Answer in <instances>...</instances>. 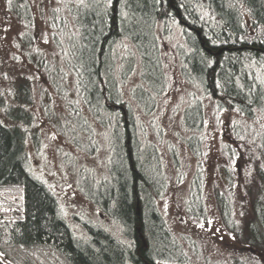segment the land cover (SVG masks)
Wrapping results in <instances>:
<instances>
[{"label":"trees","instance_id":"16d2710c","mask_svg":"<svg viewBox=\"0 0 264 264\" xmlns=\"http://www.w3.org/2000/svg\"><path fill=\"white\" fill-rule=\"evenodd\" d=\"M72 7L70 4L72 34L59 21L55 29L69 38L70 69L83 104L102 128L112 126L115 141L108 177L99 184L87 180L80 191L122 230L123 239L87 222L82 224L85 236L77 235L55 196L31 175L27 144L34 119L25 104L28 87L21 85L13 93L20 103H7L6 95L0 101L4 116L0 120V264H186L184 249L158 210L166 190L158 160L143 156L133 113L125 107L114 82L110 52L126 39L136 48L143 87L133 96L144 92L155 104L151 95L160 96L163 89L159 85L164 82V48L157 33L180 23V13L184 23L201 32L207 48L214 53L228 49L218 58L209 55L195 32L180 23L188 51L178 53L188 82L212 96L220 110H232L249 120L255 112L264 117V88L254 72L261 70L264 75V0H173L175 9L171 0H88L83 7ZM9 11L30 23L26 0H12ZM157 73L162 78L156 84ZM133 98L144 112L148 102ZM194 116L197 123L191 121ZM204 118L202 107L196 104L185 112V125L200 133ZM31 140L37 143L35 130ZM246 143L260 149V186L247 227V243L264 252V136H252Z\"/></svg>","mask_w":264,"mask_h":264},{"label":"rangeland","instance_id":"374dc122","mask_svg":"<svg viewBox=\"0 0 264 264\" xmlns=\"http://www.w3.org/2000/svg\"><path fill=\"white\" fill-rule=\"evenodd\" d=\"M87 1L26 0L30 8L26 23L9 11L8 0H0V101L6 95L7 103H20L13 93L21 85L28 87L25 104L34 119L27 144L28 169L55 196L73 231L81 235L87 222L122 240V230L80 191L87 180L99 184L108 177L113 128H102L87 111L70 69L69 38L55 29L59 21L72 34L70 4L83 7ZM181 25L177 22L157 33L164 48V82L159 85L162 94L151 95L155 104L144 92L133 96L143 87L136 48L126 39L110 52L114 82L133 113L143 156L158 160L165 181L158 210L184 249L186 264H264V252L247 243L260 186V149L246 143L252 136H264V117L255 112L249 120L220 110L212 96L188 82L178 53L188 51ZM254 72L264 88L263 72ZM161 78L157 73L153 79L157 84ZM133 97L148 102L144 112ZM196 104L205 115L200 133L189 130L184 120L185 112ZM0 120H4L1 113ZM191 121L198 119L194 116ZM34 130L36 144L31 140Z\"/></svg>","mask_w":264,"mask_h":264},{"label":"water","instance_id":"95a60500","mask_svg":"<svg viewBox=\"0 0 264 264\" xmlns=\"http://www.w3.org/2000/svg\"><path fill=\"white\" fill-rule=\"evenodd\" d=\"M171 4H172V8L175 9V7H173V0H171ZM178 20L180 21V23H181L184 27L188 28L189 31H191V32H195V34H196V36H197V39H198L199 42L201 43V47H202V48H203V49H204L209 55H212V56L218 58L222 53H224L225 51L228 50L227 48H224V49H221V50H219L218 52L214 53L211 49H209V48L206 47V44H205V42H204V40H203V38H202V34H201V32H200L199 30H195V29H193V28H189L188 25L182 21V18H181L180 13H178ZM119 109H120V110L124 113V115L126 116V111H125V109L122 108V107H120ZM137 214H138L139 216H140V214H141V211H140V207H139V206H138V209H137ZM138 233H139V238H140V240H141V242H142L143 248H146V247H147V244H146V241H145L144 236L142 235L140 229H138Z\"/></svg>","mask_w":264,"mask_h":264},{"label":"snow or ice","instance_id":"6c2138e0","mask_svg":"<svg viewBox=\"0 0 264 264\" xmlns=\"http://www.w3.org/2000/svg\"><path fill=\"white\" fill-rule=\"evenodd\" d=\"M8 3H9V5L11 4V0H8ZM201 227H203V225H201Z\"/></svg>","mask_w":264,"mask_h":264},{"label":"flooded vegetation","instance_id":"af4514ba","mask_svg":"<svg viewBox=\"0 0 264 264\" xmlns=\"http://www.w3.org/2000/svg\"><path fill=\"white\" fill-rule=\"evenodd\" d=\"M189 27V26H188ZM189 28H191V27H189Z\"/></svg>","mask_w":264,"mask_h":264}]
</instances>
